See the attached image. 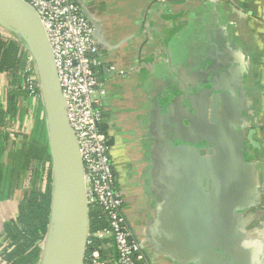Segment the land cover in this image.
Wrapping results in <instances>:
<instances>
[{
    "label": "crops",
    "instance_id": "obj_1",
    "mask_svg": "<svg viewBox=\"0 0 264 264\" xmlns=\"http://www.w3.org/2000/svg\"><path fill=\"white\" fill-rule=\"evenodd\" d=\"M76 1L100 47L114 187L145 264H264V0ZM20 192L0 201V233ZM108 242L90 247L111 261Z\"/></svg>",
    "mask_w": 264,
    "mask_h": 264
},
{
    "label": "built area",
    "instance_id": "obj_2",
    "mask_svg": "<svg viewBox=\"0 0 264 264\" xmlns=\"http://www.w3.org/2000/svg\"><path fill=\"white\" fill-rule=\"evenodd\" d=\"M24 1L37 12L52 49L67 119L82 161L88 210L96 206L106 222L100 229L88 230L86 244L90 247L96 240L108 239L107 246L114 252L110 261L99 247H90L85 250L82 264H145L141 244L126 222L122 198L114 190L108 138L100 127L105 89L96 74L101 59L94 25L76 0ZM25 60L28 70L30 66L34 68L23 75L20 87L29 101L36 100L44 110L36 59L30 48ZM1 92L2 89L0 96Z\"/></svg>",
    "mask_w": 264,
    "mask_h": 264
},
{
    "label": "trees",
    "instance_id": "obj_3",
    "mask_svg": "<svg viewBox=\"0 0 264 264\" xmlns=\"http://www.w3.org/2000/svg\"><path fill=\"white\" fill-rule=\"evenodd\" d=\"M25 65V51L19 42L0 32V74L17 76L23 73ZM15 86L16 90H8L6 108L0 104V201L10 198L17 189L21 192L16 215L4 222L1 229L5 244L0 258L1 264H37L40 242L51 223L52 159L46 127L37 114L30 136L21 141V146L4 131V120L15 116L17 91L22 90L19 83ZM100 127L104 132L102 121ZM88 217L91 231L106 225L96 206H90Z\"/></svg>",
    "mask_w": 264,
    "mask_h": 264
},
{
    "label": "water",
    "instance_id": "obj_4",
    "mask_svg": "<svg viewBox=\"0 0 264 264\" xmlns=\"http://www.w3.org/2000/svg\"><path fill=\"white\" fill-rule=\"evenodd\" d=\"M0 13L8 17L25 37L33 52L40 77L44 110L47 116V132L52 159L53 199L51 212L52 242L48 264H63L64 244L67 233V201L72 187L78 188L81 201L82 243L78 264L83 263L85 243L89 228L88 205L84 190L83 167L78 144L67 119L65 100L62 96L57 78L52 49L44 27L35 9L24 0H0ZM87 15V14H86ZM88 16V15H87ZM218 99L213 95L208 122L217 123ZM210 128V129H209ZM212 128L205 131L206 140L212 144ZM250 130L249 142L254 145ZM212 147L200 149L202 154H213ZM207 174L205 189L208 188ZM116 191V188L114 187ZM127 222V221H126ZM128 224V223H127ZM133 236L135 232L128 224ZM135 237V236H134ZM139 241L138 237H135Z\"/></svg>",
    "mask_w": 264,
    "mask_h": 264
},
{
    "label": "rangeland",
    "instance_id": "obj_5",
    "mask_svg": "<svg viewBox=\"0 0 264 264\" xmlns=\"http://www.w3.org/2000/svg\"><path fill=\"white\" fill-rule=\"evenodd\" d=\"M0 32L3 34L6 38H11L17 40L19 44L22 46L23 50L25 51V54H27L29 50L28 42L25 39V37L22 35V33L19 32V29L17 28V25H15L8 17L0 13ZM34 66H30L29 70L27 67V62L25 65V69L22 74H19L14 77H10L7 74H1L0 77V89H2L1 96H0V103L1 105L3 102L5 103L4 107L6 108V96L8 95V90L12 87L16 90V86L18 83L22 84L23 75L31 73ZM17 100L15 103L16 106V114L13 116V119H5V127L4 131L8 133V137L11 140L14 139V143L19 144L21 146L22 140H27V137L30 136V132L32 127L34 126V120L36 117V114L38 115V119L43 121V124L46 127V133L47 132V116L45 110H42V107L40 105L36 104V100H33L32 102L28 100L26 93L23 90L17 91ZM39 109V110H38ZM22 110V115L20 114V111ZM30 112L32 114L30 115ZM54 178V174H53ZM68 229L70 231L76 230V225L72 222V220L68 223ZM206 238V237H205ZM203 239V241L205 240ZM203 241H200V246L203 244ZM52 242V229L51 226L48 227L46 234L44 235L42 241L40 242V248H41V254L39 256V259L37 261V264H48L50 259V247ZM227 244H226V252L227 250ZM201 253V251H200ZM156 264H163L162 261H158ZM211 264V263H208ZM213 264V263H212Z\"/></svg>",
    "mask_w": 264,
    "mask_h": 264
},
{
    "label": "bare ground",
    "instance_id": "obj_6",
    "mask_svg": "<svg viewBox=\"0 0 264 264\" xmlns=\"http://www.w3.org/2000/svg\"><path fill=\"white\" fill-rule=\"evenodd\" d=\"M80 215L81 201L79 190L78 188L72 187L70 191V198L67 201L66 216L67 224L70 220H72L74 225H76V230L70 231L67 227L64 244L65 257L63 264H78L82 243V223L80 220Z\"/></svg>",
    "mask_w": 264,
    "mask_h": 264
},
{
    "label": "flooded vegetation",
    "instance_id": "obj_7",
    "mask_svg": "<svg viewBox=\"0 0 264 264\" xmlns=\"http://www.w3.org/2000/svg\"><path fill=\"white\" fill-rule=\"evenodd\" d=\"M207 148V147H206Z\"/></svg>",
    "mask_w": 264,
    "mask_h": 264
}]
</instances>
